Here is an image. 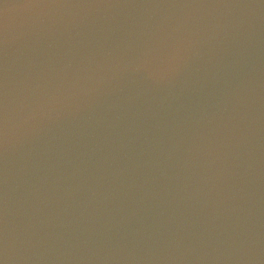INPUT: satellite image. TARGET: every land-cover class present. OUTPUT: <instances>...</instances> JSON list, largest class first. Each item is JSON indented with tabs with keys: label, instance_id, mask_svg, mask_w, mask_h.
Instances as JSON below:
<instances>
[{
	"label": "water",
	"instance_id": "1",
	"mask_svg": "<svg viewBox=\"0 0 264 264\" xmlns=\"http://www.w3.org/2000/svg\"><path fill=\"white\" fill-rule=\"evenodd\" d=\"M0 264H264V0H0Z\"/></svg>",
	"mask_w": 264,
	"mask_h": 264
}]
</instances>
